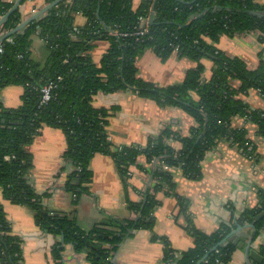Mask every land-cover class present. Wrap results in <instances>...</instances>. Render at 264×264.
Masks as SVG:
<instances>
[{"label": "trees", "instance_id": "obj_1", "mask_svg": "<svg viewBox=\"0 0 264 264\" xmlns=\"http://www.w3.org/2000/svg\"><path fill=\"white\" fill-rule=\"evenodd\" d=\"M13 6L9 0H0V20ZM78 14L87 19L83 27H76ZM148 15H153V24H149V33L140 40L122 39L109 33L134 30L139 18ZM21 20L17 10L2 30L12 31ZM250 31H258L264 37V5L258 0H142L135 9L132 0H71L60 2L46 16L6 39L2 44L4 53L0 55V92L10 85L25 88L20 106L7 108L0 102V186L6 200L30 208L38 226L62 236L66 244H73L78 251L87 252L94 264H112L110 249L98 248L97 244L105 242L116 249L131 229L151 228V212L159 202L157 194L167 186L173 187L170 172L163 168L155 171L152 191L147 192L141 204L132 205L139 219L121 222V234L109 237L101 229L82 232L68 216L57 215L44 207L42 198L29 182L33 156L27 147L44 127L61 129L67 140L65 157L75 166L66 187L77 195L87 192L84 184L90 181V162L97 153L114 159L125 182L131 166L141 155L149 164L159 159L167 167L180 166L187 176L199 178L201 160L218 143L229 141L245 149L246 143L253 144L244 129L233 128V118L247 117L264 137V109L252 110L240 98L251 90L264 97V61L249 70L243 59L230 58L216 46L223 36L235 37ZM35 36L44 41L48 54L44 63L33 56ZM100 37L110 40L111 48L98 65L93 63L90 51L93 41ZM146 49L153 50L163 60L175 53L181 58L188 57L196 63V68L189 70L180 85L155 87L137 77L135 58ZM204 58L212 59L215 66L208 82L202 79ZM59 77H62L60 82ZM50 81L57 82L58 87L53 99L42 105L41 89ZM234 81L240 85L236 87ZM127 88L162 105L183 107L194 118L196 126L191 137L179 139L181 150L164 143L163 138L172 136L170 131L145 149L115 148L106 131L112 111L96 108L92 101L98 92L114 93ZM193 93L198 99L192 97ZM179 202L182 212L187 214L185 201L179 198ZM263 211L264 191L260 193L259 205L247 210L237 222L255 223L258 234L264 229V218L256 221V217ZM187 229L194 238V247L177 258L164 240L167 264H197L207 255L202 264L231 261L237 245L226 241L218 246L230 234L226 226L213 234L191 225ZM61 251L62 247L55 250L57 257ZM260 255L264 258V246ZM0 264H24L21 240L12 233L1 206Z\"/></svg>", "mask_w": 264, "mask_h": 264}, {"label": "crops", "instance_id": "obj_2", "mask_svg": "<svg viewBox=\"0 0 264 264\" xmlns=\"http://www.w3.org/2000/svg\"><path fill=\"white\" fill-rule=\"evenodd\" d=\"M9 1L15 4L17 0ZM141 2L132 0L134 9ZM258 2L264 5V0ZM52 3L48 0H25L18 9L21 23ZM86 23L84 15L76 16V27H83ZM10 32L1 30L0 36ZM35 37L38 46L33 49V56L35 60L45 62L48 56L44 41ZM262 38L260 32L250 31L236 34L235 37L223 36L216 46L230 58L243 59L247 69L253 70L264 61ZM93 46L90 56L93 63L99 65L110 50L111 42L100 37L93 41ZM134 64L137 77L158 88L180 85L189 70L196 68V63L188 57L181 58L175 53L163 60L151 49L138 53ZM202 64V79L208 82L213 77L215 66L210 58H204ZM234 82L236 87L240 85ZM24 92V86H6L0 92V102L7 108H16L21 105ZM192 97L198 99L196 93ZM240 98L252 110L264 109V97L255 90ZM92 104L96 108L111 109L112 116L109 117L106 131L108 139L119 149H145L170 131L172 136L163 138L164 143L181 150L183 145L179 139L191 137L192 129L196 126L194 118L183 107L162 105L131 88L114 93L98 92ZM232 126L247 132L255 148L252 158L229 142L222 141L205 153L199 164L200 177L192 178L180 166L167 167L159 159L149 164L146 157L141 155L131 166L125 182L114 159L110 155L97 153L90 162V181L84 184L87 192L78 195L66 187L75 171L72 161L65 157L66 136L61 129L46 126L27 147L33 156L29 182L42 198L44 207L52 213L68 216L82 232L101 229L111 237L121 234V222L139 219L132 205L145 201L147 192L152 191L156 183L155 171L163 168L170 172L173 187L167 186L157 194L159 202L151 212L152 227L131 229L116 249L105 242L97 244L98 248L110 249L111 263L167 264L164 240L174 256L181 258L195 244L187 229L191 225L206 234H213L222 226H226L230 234L236 231L227 240L237 245L228 264H259L250 257L247 259L245 250L250 245L252 250L260 253L264 246V229L256 234L255 223L246 221L242 225L237 220L247 210L259 205L260 193L264 191V137L259 135L258 128L247 117L233 118ZM179 198L185 201L183 204L187 205V214L182 212ZM0 206L6 213L12 233L21 240L24 264H94L87 252L78 251L73 244H66L62 236L50 234L38 226L30 208L6 200L2 186ZM241 243L243 248L239 247ZM60 247L63 251L57 257L55 250Z\"/></svg>", "mask_w": 264, "mask_h": 264}, {"label": "built area", "instance_id": "obj_3", "mask_svg": "<svg viewBox=\"0 0 264 264\" xmlns=\"http://www.w3.org/2000/svg\"><path fill=\"white\" fill-rule=\"evenodd\" d=\"M150 11H152L150 9ZM150 18L151 16H146V17H140L139 21H138V27L134 30H130V31H120V30H115V31H111L112 35L117 36L118 38H135L136 40H140L142 36L146 35L149 33V24H150ZM2 30V29H1ZM0 30V31H1ZM1 37V36H0ZM9 41H12L11 39H9ZM3 43L0 44V55L4 53V48H3ZM178 51V49L176 50V52ZM177 54V53H176ZM62 81V77L58 78V82ZM58 84L57 82L54 81H50L49 83H47L42 89H41V93H42V97H41V104L42 105H46L48 104L54 97V91L57 89ZM229 142V141H226ZM230 143V142H229ZM231 144V143H230ZM242 153H244L245 155H248L250 158L253 157V152H254V145L251 143H246V149L245 148H241L238 147V145H235Z\"/></svg>", "mask_w": 264, "mask_h": 264}, {"label": "water", "instance_id": "obj_4", "mask_svg": "<svg viewBox=\"0 0 264 264\" xmlns=\"http://www.w3.org/2000/svg\"><path fill=\"white\" fill-rule=\"evenodd\" d=\"M24 1L25 0H17L16 3L14 4V6L12 7V9L8 13H6V15H4L1 18V20H0V29L4 26L5 22L11 17V15L20 8V6L24 3ZM61 1H63V0H56L55 2H53L52 4H50L48 7H46L45 9H43L42 11H40L39 13H37L36 15H34L29 20H27V21L21 23L20 25H18L17 28L13 29L7 35L0 37V44L3 43L9 37L14 36L17 33H19L20 31H22L32 21L38 19L40 16L44 15L49 10H51L54 7H56ZM150 23L153 24V15L150 18ZM263 218H264V211L256 217V220L257 221H260ZM235 234H236V231L235 232H232L226 239H224L221 243H219L218 246L224 244L228 239H230L231 237H233ZM235 243L237 244V242H235ZM218 246L215 247L212 251L216 250L218 248ZM239 247L243 248V243L239 244ZM245 252H246L247 259H249V257H250L253 260H255L257 263L264 264V258L260 255V253H258L255 250H252L251 247H250V245H248L246 247ZM207 256L205 258H203L202 260H200L197 264H202V262L207 258Z\"/></svg>", "mask_w": 264, "mask_h": 264}, {"label": "rangeland", "instance_id": "obj_5", "mask_svg": "<svg viewBox=\"0 0 264 264\" xmlns=\"http://www.w3.org/2000/svg\"><path fill=\"white\" fill-rule=\"evenodd\" d=\"M20 11V10H19ZM23 31V30H22ZM38 46V41H37V39H36V37H34L33 38V40H32V51H33V49H37L36 47ZM39 49V48H38ZM47 56H48V54H47ZM41 63H44V61L43 60H41L40 61Z\"/></svg>", "mask_w": 264, "mask_h": 264}]
</instances>
